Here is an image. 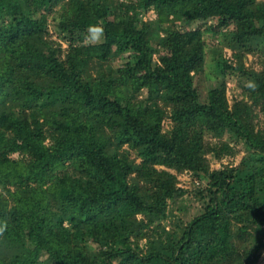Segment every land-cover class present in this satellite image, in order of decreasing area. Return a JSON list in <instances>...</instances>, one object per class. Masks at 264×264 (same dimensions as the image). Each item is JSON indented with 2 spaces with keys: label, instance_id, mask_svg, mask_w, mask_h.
Listing matches in <instances>:
<instances>
[{
  "label": "trees",
  "instance_id": "obj_1",
  "mask_svg": "<svg viewBox=\"0 0 264 264\" xmlns=\"http://www.w3.org/2000/svg\"><path fill=\"white\" fill-rule=\"evenodd\" d=\"M206 35L234 56L208 87ZM259 38L264 0H0V264H259L264 61L243 60ZM229 73L255 88L229 95Z\"/></svg>",
  "mask_w": 264,
  "mask_h": 264
},
{
  "label": "rangeland",
  "instance_id": "obj_2",
  "mask_svg": "<svg viewBox=\"0 0 264 264\" xmlns=\"http://www.w3.org/2000/svg\"><path fill=\"white\" fill-rule=\"evenodd\" d=\"M156 17H157L156 11L154 10L149 11L148 13L144 15L143 21L137 23V27L138 28L142 27L144 25L143 23L147 21L153 22ZM51 20L52 18H50L49 31L52 32V34L56 38L62 39V38H59L61 36L57 32L54 31L55 28ZM211 22H214V21L208 20L206 24L208 25ZM197 25H198L197 22H194V23L179 22V27L195 28ZM205 39H206L207 45L203 48V56H202V59L200 60L201 65L198 68L199 72L197 75L201 78V80L204 79L206 81V84L208 87V85H211L213 84V82L216 81L215 78L211 79L209 78V76L215 74V62H216V58L218 57V54L221 52L223 53L226 59L228 58L230 60H233L234 56H233V52L231 51V49H229L228 47L223 48L221 46L218 38H214V37L206 35ZM67 44L68 42L64 41L63 43L64 47H66ZM250 47H251L252 52L250 51V52L244 53V56H243L244 63L246 67L249 69L250 68L260 69L264 61V38L253 40L250 43ZM127 59L128 57L120 55L117 57L116 64L120 65L121 63H124V61H126ZM220 81H222L221 85L222 84L225 85L229 95H233L234 93L241 94V93H246V92H248L249 94L250 91H252L253 88H255L254 82H252L249 79V77L242 76L239 73H236V74L229 73L227 81L223 82L222 79ZM203 83H201V86L203 85ZM245 97L248 98L247 94L245 95ZM259 115H260V118H262V114L260 112H259ZM164 125H165L164 128L168 129L169 127H171V121L166 120ZM240 145L241 146H239V148L241 152L238 153L235 157L227 156L223 158L222 161H220L221 163H218L219 161L214 162L212 166L214 168H219L223 166L224 164L237 165L241 161V158L245 153L244 144H240ZM171 171L175 172L174 170H171ZM178 178L180 181L179 182L180 185H182L186 189V192L183 195L177 197V199L172 203L174 213L176 214L177 217L179 216L180 218H183V219H189L190 217H192V214H195L194 212H192V205L193 204L200 205V203L194 199V196H192L193 195L192 193L194 192V188L191 185L192 183H190L191 175L189 171L184 172L183 174H179ZM259 264H264V252L260 256Z\"/></svg>",
  "mask_w": 264,
  "mask_h": 264
}]
</instances>
